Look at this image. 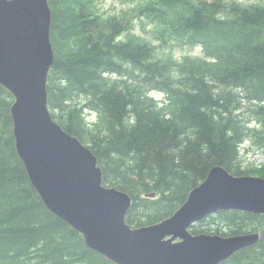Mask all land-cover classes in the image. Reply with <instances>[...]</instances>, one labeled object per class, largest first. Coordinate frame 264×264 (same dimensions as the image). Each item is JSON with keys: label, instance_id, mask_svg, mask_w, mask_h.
I'll list each match as a JSON object with an SVG mask.
<instances>
[{"label": "trees", "instance_id": "trees-1", "mask_svg": "<svg viewBox=\"0 0 264 264\" xmlns=\"http://www.w3.org/2000/svg\"><path fill=\"white\" fill-rule=\"evenodd\" d=\"M137 2L135 14L155 26L161 47H200L204 56L175 60L149 40L122 39L133 14L106 16L95 0H49V108L97 156L104 184L132 198L127 222L134 227L172 216L215 166L264 177V164L246 165L242 155L247 144L264 155V1ZM12 99L0 86V264H115L90 250L32 186L16 151ZM217 214L229 232L194 234L259 232L256 246L225 264H264L256 226L264 217Z\"/></svg>", "mask_w": 264, "mask_h": 264}, {"label": "water", "instance_id": "water-1", "mask_svg": "<svg viewBox=\"0 0 264 264\" xmlns=\"http://www.w3.org/2000/svg\"><path fill=\"white\" fill-rule=\"evenodd\" d=\"M49 0H0V85L11 107L16 151L46 208L115 264H222L259 243L258 233L193 235L220 211L264 215V179L213 167L171 217L132 228V198L105 186L97 156L53 119L48 78L55 62ZM155 198V194L149 195Z\"/></svg>", "mask_w": 264, "mask_h": 264}, {"label": "rangeland", "instance_id": "rangeland-1", "mask_svg": "<svg viewBox=\"0 0 264 264\" xmlns=\"http://www.w3.org/2000/svg\"><path fill=\"white\" fill-rule=\"evenodd\" d=\"M97 2L100 13L105 14L106 16H121V15H131L133 14L134 24L130 32H126L122 39H127L128 37L135 38L140 41L149 40L154 43L158 47V52L161 56L170 54L175 60H180L185 56L192 57H203L204 53L200 47L197 48H188L180 47L178 45H170L161 47L163 45L162 40H158V36L154 33L155 26L150 23V21L146 18V16L135 14V10L138 7L137 0H95ZM228 1V0H227ZM233 1V0H230ZM241 3H252L256 1H264V0H236ZM145 23V25H143ZM54 48V47H53ZM55 53V51H54ZM153 94L159 99L163 100L165 95L161 92H153ZM14 102V98L12 99ZM52 114V113H51ZM53 116V115H52ZM54 118V117H53ZM58 124L59 122L54 119ZM87 120L89 123H94L96 121L95 116H91L87 114ZM242 155L245 158L246 165H252L254 167L260 168L264 164V155L259 153V150L255 145H244V151H242ZM255 175V174H251ZM257 228H260L264 232V220H257L256 223ZM196 228L199 230L207 231L211 230H219L222 233L229 232V226L224 223L223 219L219 217V215H213L208 220H205L196 225Z\"/></svg>", "mask_w": 264, "mask_h": 264}]
</instances>
